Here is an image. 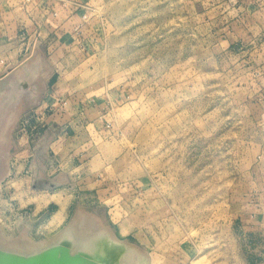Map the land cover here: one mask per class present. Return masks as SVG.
<instances>
[{
    "label": "rangeland",
    "instance_id": "1",
    "mask_svg": "<svg viewBox=\"0 0 264 264\" xmlns=\"http://www.w3.org/2000/svg\"><path fill=\"white\" fill-rule=\"evenodd\" d=\"M46 1L0 0V91L41 64L0 135L3 241L71 223L143 264H264V233L240 230L264 225V39L246 0Z\"/></svg>",
    "mask_w": 264,
    "mask_h": 264
},
{
    "label": "bare ground",
    "instance_id": "2",
    "mask_svg": "<svg viewBox=\"0 0 264 264\" xmlns=\"http://www.w3.org/2000/svg\"><path fill=\"white\" fill-rule=\"evenodd\" d=\"M40 66V57L36 53L28 61L26 66L22 64V66L13 69V77H11L9 84L4 86L3 90L0 91V135L3 143L8 142V128L16 117V103L19 98L25 94L21 85L26 83L23 86H27L32 82L35 73L33 74L29 71L36 69L38 72L41 69ZM20 67L23 68L19 69ZM17 69L19 70L16 72ZM27 75L29 76V80L23 82V79H25ZM3 169L2 159H0V175ZM62 241L66 242L67 250H69L71 254L82 251L92 255L89 251L92 246L98 248V246L104 245V248H113L114 244L117 242V238L106 227H96L86 233H77L75 227L70 223L66 224L55 237L48 240L45 244L31 243L32 246L30 248H20L8 245L0 237V249L7 252H17L23 255H30L38 253L47 247L61 244ZM144 260L141 252L135 247L129 245L128 247L126 246L125 251L119 258L118 264H143Z\"/></svg>",
    "mask_w": 264,
    "mask_h": 264
},
{
    "label": "water",
    "instance_id": "3",
    "mask_svg": "<svg viewBox=\"0 0 264 264\" xmlns=\"http://www.w3.org/2000/svg\"><path fill=\"white\" fill-rule=\"evenodd\" d=\"M66 246V242L62 241L61 244L30 255L0 249V264H118L119 258L129 245L117 239L113 248H104V245L98 248L92 246L89 249L92 255L82 251L71 254Z\"/></svg>",
    "mask_w": 264,
    "mask_h": 264
},
{
    "label": "crops",
    "instance_id": "4",
    "mask_svg": "<svg viewBox=\"0 0 264 264\" xmlns=\"http://www.w3.org/2000/svg\"><path fill=\"white\" fill-rule=\"evenodd\" d=\"M47 8L49 7L50 10H54L56 12V9L59 8L60 6H57L60 1L59 0H47ZM247 4L246 6V11L243 12L241 14L242 18L241 19H247L248 22L251 24V26L253 28H256L254 30L255 33H253L252 35H249V36H253L255 37V39H264V0H246V3L245 5ZM62 5V4H61ZM254 6V10L251 11V7L250 6ZM75 20V18H74ZM70 21V20H69ZM67 22H68V19H67ZM54 34L57 36V33H55L54 31ZM54 34H52L53 36H55ZM58 36H61V35H58ZM263 46V45H262ZM248 227L251 229V230H256L255 234H263L264 233V225H241L240 226V230H242L241 228L244 229V234L245 233V230H248ZM262 232H259L258 230H260ZM263 236V235H262ZM263 239V237H262ZM262 257L264 258V253L261 254ZM264 261V260H263Z\"/></svg>",
    "mask_w": 264,
    "mask_h": 264
},
{
    "label": "built area",
    "instance_id": "5",
    "mask_svg": "<svg viewBox=\"0 0 264 264\" xmlns=\"http://www.w3.org/2000/svg\"><path fill=\"white\" fill-rule=\"evenodd\" d=\"M57 12L53 11V14L55 15ZM85 17V16H84Z\"/></svg>",
    "mask_w": 264,
    "mask_h": 264
},
{
    "label": "flooded vegetation",
    "instance_id": "6",
    "mask_svg": "<svg viewBox=\"0 0 264 264\" xmlns=\"http://www.w3.org/2000/svg\"><path fill=\"white\" fill-rule=\"evenodd\" d=\"M36 54V53H35ZM40 57V56H39ZM40 71V70H39Z\"/></svg>",
    "mask_w": 264,
    "mask_h": 264
}]
</instances>
